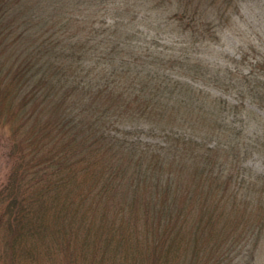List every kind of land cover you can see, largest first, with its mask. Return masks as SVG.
<instances>
[{
    "label": "trees",
    "instance_id": "obj_1",
    "mask_svg": "<svg viewBox=\"0 0 264 264\" xmlns=\"http://www.w3.org/2000/svg\"><path fill=\"white\" fill-rule=\"evenodd\" d=\"M101 1L114 0H0V33L16 34L0 126L27 140L16 149L27 196L6 202L2 264L32 240L74 264L179 263L185 246L189 264H229L239 247L255 263L264 173L245 165L234 131L242 110L251 117L244 102L264 109V56L245 72L206 49L240 25L241 0H138L164 15L154 27L173 29L170 44L119 15L80 17ZM140 122L163 134L157 144Z\"/></svg>",
    "mask_w": 264,
    "mask_h": 264
},
{
    "label": "rangeland",
    "instance_id": "obj_2",
    "mask_svg": "<svg viewBox=\"0 0 264 264\" xmlns=\"http://www.w3.org/2000/svg\"><path fill=\"white\" fill-rule=\"evenodd\" d=\"M242 9L241 15H237L238 21L240 25L233 24L230 22V26L225 30L223 34L219 33L220 39H216L215 41V51L211 50L210 47L206 49L210 51L211 59L218 60L221 64L227 63L230 65L238 64L240 68L244 67V71L246 72V67L255 66L256 61L264 56V0H241ZM130 5L125 4V0H114L110 4L108 1H101V3L96 7L87 6V4H80L81 7L79 11L82 9L80 17H85L86 19L90 18L95 21V25L99 26L100 22H107L109 17L123 19L124 21L132 20L133 23H138L139 25H144L150 32L155 31L159 36L165 38L166 43L170 44L171 38L170 34L171 27H164L163 25L154 27V23H159L160 20L163 21V16L159 11L154 10L152 8L146 10L145 6H137L138 0L128 1ZM139 10L141 9V13L133 19L134 14L131 10ZM129 11V12H126ZM93 14L91 15V13ZM132 13V14H131ZM143 14V15H142ZM119 15V16H118ZM99 22V24H98ZM161 23V22H160ZM163 24V23H162ZM154 27V28H153ZM164 27V28H163ZM123 27H119L116 33L118 36L124 35L122 29ZM164 29V30H163ZM173 30V29H172ZM129 31V30H126ZM8 32V31H7ZM6 33H0V94L6 93L10 91V86H8L11 81L12 75L9 74L12 64H14L15 58L11 56V52H13V46L9 48V44L14 41L15 33L9 34L8 37L5 36ZM113 35H116L113 33ZM117 36V35H116ZM211 42V44H212ZM163 46L165 45L163 43ZM22 59V56L20 57ZM16 64V63H15ZM242 71V69H241ZM256 73H259L256 71ZM27 89V88H26ZM12 90V88H11ZM24 91V90H23ZM228 100L232 98L227 94L225 95ZM5 102V101H1ZM243 106L248 107L252 111L248 112V115L251 117L248 118L246 112L242 110L241 117H237V120L242 119V122L239 123V126L236 127L235 133L240 131V127H242L241 131V141L246 142L248 145L246 149H243L240 152V155L244 157L245 165L249 166V168L253 169L256 173H264V109L259 108L258 106L248 103V101L244 102ZM5 121V120H4ZM139 136L142 141L151 142V144H157L162 137V133H158L157 130L152 129L151 125L148 126L146 123H139ZM10 122L5 121L3 125L0 126V246L2 244V240L7 235L5 232L7 226V217H3L4 211H9L10 207L6 208V202L8 199H11L13 193L15 198H22V196H27L22 190V186H24L26 178L22 176L19 172H16L17 168V153L19 144H24L27 140H25V135H13L14 130ZM139 137V138H140ZM240 141V142H241ZM250 141V142H248ZM210 144H214L218 142L217 140H209ZM19 150V149H18ZM16 172V173H15ZM15 173V174H14ZM14 181L19 185L16 190L11 189L15 186ZM33 244L36 241L32 240ZM30 241H26L23 244V248L19 250L20 252V260L17 259L14 264H74L66 259L65 254H69L67 252H60L59 249L54 251L52 255H40L42 249L40 247H33ZM33 247V248H32ZM53 249V247H52ZM186 246L184 248V253L182 256H178L180 258V262L177 263L176 257L172 260V264H189V256L188 252H186ZM1 252V249H0ZM236 252L238 255H236ZM246 249L237 248L231 255L234 254L233 261L229 264H264V246H260L257 250V254L255 256V263L251 262L249 257H247ZM129 255L127 257H131ZM153 254L148 253V260L140 258L141 262L146 264L152 258ZM89 258V255H88ZM105 261V260H104ZM117 264H125V255L116 254L111 259H109L106 264L111 263ZM78 264H81L80 261H77ZM104 263V262H103ZM0 264H2V259L0 258ZM7 264V263H6ZM151 264V262H149Z\"/></svg>",
    "mask_w": 264,
    "mask_h": 264
}]
</instances>
